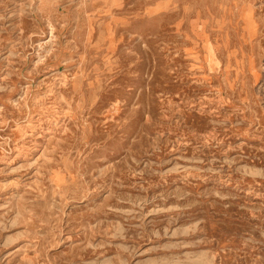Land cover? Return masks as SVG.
I'll return each mask as SVG.
<instances>
[{
    "label": "rangeland",
    "instance_id": "obj_1",
    "mask_svg": "<svg viewBox=\"0 0 264 264\" xmlns=\"http://www.w3.org/2000/svg\"><path fill=\"white\" fill-rule=\"evenodd\" d=\"M0 264H264V0H0Z\"/></svg>",
    "mask_w": 264,
    "mask_h": 264
}]
</instances>
